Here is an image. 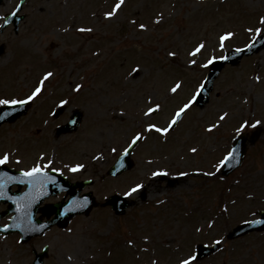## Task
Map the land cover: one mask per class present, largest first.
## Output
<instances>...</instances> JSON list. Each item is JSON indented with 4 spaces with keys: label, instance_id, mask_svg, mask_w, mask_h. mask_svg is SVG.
<instances>
[{
    "label": "rangeland",
    "instance_id": "1",
    "mask_svg": "<svg viewBox=\"0 0 264 264\" xmlns=\"http://www.w3.org/2000/svg\"><path fill=\"white\" fill-rule=\"evenodd\" d=\"M21 1L25 18L18 32L0 27V99H25L45 73L53 76L28 115L0 127V156L9 154L8 164L19 169L40 165L72 181L94 179L85 191L100 202L124 196L137 183L144 187L126 196L131 204L123 216L100 206L29 244L0 237V264H32L34 250L44 246L46 264H180L197 244L216 240L220 251L195 264H264V233L227 239L264 210V48L227 65L207 103H194L175 129L147 130L149 123L167 125L199 91L215 60L258 38L264 0H125L120 9L118 0H0V25ZM229 32L221 47L220 37ZM200 44L204 48L192 55ZM176 83L181 87L173 93ZM157 103L156 114L145 116ZM58 107L64 111L55 117ZM74 110L83 114L80 128L57 137L56 128ZM245 121L261 123L243 132L259 128L262 135L249 145L243 166L223 178L217 165ZM137 133L144 141L134 152L135 168L107 177ZM78 164L83 169L70 171ZM155 171L167 179L152 176Z\"/></svg>",
    "mask_w": 264,
    "mask_h": 264
},
{
    "label": "water",
    "instance_id": "2",
    "mask_svg": "<svg viewBox=\"0 0 264 264\" xmlns=\"http://www.w3.org/2000/svg\"><path fill=\"white\" fill-rule=\"evenodd\" d=\"M16 17V16H15ZM22 17H16L15 25L19 23ZM251 45V48L243 49V51H233L228 53L226 56L227 59H221L212 64L210 73L207 75V79L203 85V89L200 92V95L197 97V104L199 106H203L208 101L209 93L213 88L214 81L218 78L220 72H222L223 68L226 64L235 65L241 61L244 56H250L252 53L261 50L264 48V35L259 37L256 41H254ZM27 110L24 106H10L0 110V117H3L0 120V124L6 121H15L20 116L24 115ZM183 116V114H182ZM182 116L180 119H182ZM82 115L77 112L72 121L66 126L60 129V132H72L77 130L79 127V123L81 122ZM74 121V122H73ZM174 127V126H173ZM261 129L256 130L250 136V143L254 144L258 138L261 136ZM248 135L242 134L240 135L234 144L233 149H236V159L229 161L228 165L223 167V174L228 175L235 169H237L243 162L247 151V137ZM139 141L132 145L127 154L124 152L115 165L110 169L109 174L113 176H118L123 172L130 170L133 167V162L131 160V152L136 147ZM6 174V175H4ZM15 179H12V178ZM48 177L51 179L41 178L40 181L29 183L28 177L23 176V174H19L15 171L6 170L4 168L0 171V178L4 181V186L0 189V202H8L10 204V210L15 212V217L11 221L12 224L5 229L6 233H12L18 231L22 234L23 241H30L31 238L44 234L47 230H49L53 225L57 224L61 227H65L69 220L80 213L89 214V210L93 208L96 204L94 199L91 198V194H87L84 197L77 198L80 191H76V188L79 186L83 188L86 184H71L66 181L65 178L61 177L57 173H48ZM27 184L28 189L24 194L19 192L12 193L10 187L13 184ZM66 190L68 194H70V200L67 203H61L52 206L50 209L46 210V214L48 216H52L55 214V218L52 221L47 223H41L40 219H33V215L39 210V205L42 203L44 198L50 196L51 194H56L59 191ZM86 198V202H85ZM124 202L122 205V212L127 207V203L123 201V199L113 198L111 203ZM83 205V206H81ZM114 207L116 204H113ZM264 215V213H262ZM264 224H256V223H248L246 225H241L234 229L233 232L230 233L229 238H236L241 235H244L250 231L255 230H263ZM219 249L218 245L213 246L212 248H208L207 246H199L197 258L200 259L208 254H211ZM47 249L43 251L42 254H39L36 258L35 264H43L44 258L47 256Z\"/></svg>",
    "mask_w": 264,
    "mask_h": 264
},
{
    "label": "snow or ice",
    "instance_id": "3",
    "mask_svg": "<svg viewBox=\"0 0 264 264\" xmlns=\"http://www.w3.org/2000/svg\"><path fill=\"white\" fill-rule=\"evenodd\" d=\"M125 0H118V2L115 5L116 9H120V7L124 4ZM15 14V13H13ZM113 15H115V12H108L106 13V16L108 17H112ZM262 24H264V17L261 18L260 21ZM0 27H3V25H0ZM141 29H145L146 25L141 24L140 25ZM80 31H92V29H83L81 28ZM249 31H252V29H249ZM261 31H264L262 29L257 28L255 30L257 37H259ZM233 35V33H226L225 35L220 37V41H221V47H223V42L224 40L228 39L229 37H231ZM253 45H248L249 48H251ZM204 48L203 44H200L196 47L195 51L192 53V55H195L196 53H199L201 51V49ZM237 51H243V49H237ZM170 55H175V53H170ZM216 57H213L211 60L208 61L209 64H211L213 62V60H215ZM220 59H227V57H220ZM190 63L195 64L196 61L192 60L190 61ZM207 66V65H205ZM138 71V69H137ZM53 76L52 72H47L44 74L43 78L39 81V83L34 87V89L32 90L31 94L28 95L25 99H0V105H11V106H23L27 103H29L30 101H33L38 95L41 94V92L44 89V84L45 81H47L50 77ZM257 79H259V77H257ZM80 85H77L76 90L79 91L80 90ZM181 87L180 83H176L174 87L171 88V92L175 93L177 92V90ZM203 89V85L201 86V90ZM200 95V92L195 93L192 98L185 103L182 107H180L174 114V116L171 118V120L167 123V125L165 127H159L157 124L155 123H149L147 125V130L148 131H153L155 130L158 133H163V134H167L169 131L173 130V126L177 125L178 121L180 120L182 114H185L186 111L196 102L197 97ZM61 105L67 104L68 101L66 100H62ZM161 108V105L159 103L155 104L154 107H149L147 109V111L145 112V116H151L154 112H157L159 109ZM227 116V113H224L220 119L223 120L225 119ZM3 117H0V119H2ZM74 122V121H73ZM261 122L260 121H256L254 124L249 125V123L247 121H245L243 124H241V126L237 129L238 133H242L244 131V129L246 127H256L257 125H259ZM216 127V125H212L209 127L208 131H212L214 128ZM142 135L140 133H137L131 140V144L130 147L132 145H135L138 141H140L142 139ZM113 152L116 151L115 148L112 149ZM192 152H196V148H192L191 149ZM128 149H125V153L127 154ZM236 159V149H233L232 151H230L223 160L220 161V163L217 165V171L220 170V168L228 165L229 161ZM9 162V154L5 153L3 156H0V166L6 165ZM84 165L82 164H78L75 167L70 168V171L76 172L79 171L81 169H83ZM55 171V169H54ZM161 174L166 175L167 173H161L160 171H155L152 173V176H159ZM6 175V174H4ZM180 175H187V173H180ZM208 175H214V173H208ZM23 176L30 178L29 179V183H34L37 181H40L41 178H45V179H51L50 177H48L47 172H45L44 167L40 166V165H36L34 167H32L31 169L24 171L23 172ZM12 179H15L14 177ZM4 186V181L2 180V178H0V189H2ZM144 187V185L142 183H137L134 186L130 187L127 191H125L123 193L124 196H133V194L139 193L140 189H142ZM85 202H86V198H85ZM83 206V205H81ZM253 215H255V213H253ZM246 223H256V224H264V219H256L255 221H246ZM7 227V226H5ZM209 227H211V225H209ZM129 243L131 244L132 241H129ZM216 244H221L222 241L221 240H216L215 241ZM197 261V254L195 252L190 253L188 255L187 258L181 259L180 260V264H195V262ZM155 264V262H154Z\"/></svg>",
    "mask_w": 264,
    "mask_h": 264
},
{
    "label": "flooded vegetation",
    "instance_id": "4",
    "mask_svg": "<svg viewBox=\"0 0 264 264\" xmlns=\"http://www.w3.org/2000/svg\"><path fill=\"white\" fill-rule=\"evenodd\" d=\"M7 208V206L0 205V212L4 211ZM9 221V217H5L2 219L1 223L3 226L7 225Z\"/></svg>",
    "mask_w": 264,
    "mask_h": 264
}]
</instances>
